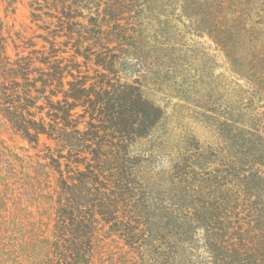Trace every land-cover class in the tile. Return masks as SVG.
Returning <instances> with one entry per match:
<instances>
[{"label": "rangeland", "instance_id": "obj_1", "mask_svg": "<svg viewBox=\"0 0 264 264\" xmlns=\"http://www.w3.org/2000/svg\"><path fill=\"white\" fill-rule=\"evenodd\" d=\"M230 18L220 0H0V264H56L57 248L48 247L61 232L62 249L83 248L87 264L249 263L248 247L263 242L251 228L219 223L215 178L234 168L247 176L236 183L262 228L264 57ZM121 85L162 111L148 134L125 144L129 179L61 188L51 165L63 153L64 175H72L71 139L103 136L81 144L88 160L95 149H121L114 130L101 127L95 95ZM76 87L96 104L73 110L63 131L70 145L45 134L29 142L15 127L40 117L53 123L56 101ZM11 89L10 111L1 91ZM240 211L246 227L251 211ZM81 222L90 227L87 245L76 234ZM65 260L83 264L73 253Z\"/></svg>", "mask_w": 264, "mask_h": 264}, {"label": "trees", "instance_id": "obj_2", "mask_svg": "<svg viewBox=\"0 0 264 264\" xmlns=\"http://www.w3.org/2000/svg\"><path fill=\"white\" fill-rule=\"evenodd\" d=\"M220 2L225 4L230 10L231 25L235 29L237 35L242 36L243 41L249 38L250 35L252 39L257 38L258 43H260L258 46L262 48L261 56L264 57V0H220ZM3 88H5V90H10L8 87ZM10 92L11 93H7L6 91L2 90L1 93H3L4 97L1 99L3 101L2 106H6L7 110L11 111L14 103L16 102L14 101V97L18 95L16 93L18 91L14 92V89H11ZM90 94L91 93L88 92L86 87H76L71 89V91L63 92V98L56 101V106L55 103L52 104L51 102V106H55L54 108L56 109L55 113H50V115L53 116V123L46 122L43 117H40V120L29 119L24 120L22 123L18 121H13V123L18 130L23 131L25 138L29 142L38 143L40 135L45 134L49 138L59 142L60 145L64 147L63 144H68L70 139L69 137L66 138L67 135H65L63 131L65 132V129L69 127L71 118L77 114L73 113V110L78 106L85 107L86 103L91 104L92 106L96 104L93 99H89ZM26 95L28 99L30 96L27 91ZM95 95L97 97V102L101 104V127L106 131L111 129L114 130L115 135L112 136L118 137L121 140L118 146L122 150L120 149L112 155L109 152L104 153L101 151V149H95L91 152L92 155L90 160H88V157H84L79 149L80 146H82L81 144H83L86 140H98V144H101L104 141L103 136L93 132L92 136L89 135L92 139L88 137V134L86 137H82L81 135L80 139H77L76 137L71 139V144H73V147L70 148L69 155L76 163V168L69 171L72 172V175L69 177L64 175L65 173L62 169V164L60 161V158L64 157L62 155L63 153H60L59 158L54 160L56 164L51 165L61 175L63 184L61 185V188L63 189L70 188L71 186H85L86 188L93 186L94 189H96V185H98L101 178L103 176L105 177L106 175H109L111 180L113 179L114 182L119 184L121 187V185L129 179V175H131V172H128L127 170L131 161L128 154L125 153L126 142L148 134L149 130L157 124L162 116L161 109L152 104L150 101L144 99L141 93L135 87H126L121 85L116 86L113 88V90L105 89L95 92ZM9 104H12L10 105L11 107L8 106ZM74 128H77V126ZM77 130L78 129H75V133L80 134L81 131ZM259 164L264 166V161L260 162ZM81 165H83L84 168L80 167ZM220 172L223 173H219L215 178V183L218 185L219 191L222 194L220 199H223L218 202V209L221 211V213H218V220L220 221L219 223L226 227V223L233 221L236 228L240 230V233L251 228V234H253V238L259 234L258 237H260V240H262L263 247L257 248L252 245L251 247H248L250 253L252 254V257H250L251 260L248 264H264V226L262 228H258L253 225L257 221L254 219L255 215L252 213L253 211H251V203L249 202L248 198L246 199L245 197L243 198L241 196L242 192L239 185L237 184V180H240V184H242V178L247 176H245V174H240L235 168L234 171L228 169L222 170ZM260 178L264 180V171L261 172ZM225 190L228 191L226 192L227 194L225 193ZM97 191L99 192V189ZM242 200H244V202L241 203L243 204L242 207H244V209L248 208L249 211H251L248 218L249 221H246V227H244L243 223L241 222L242 218L244 217L242 216V211H240L242 207L239 210V205ZM225 202H229L228 205L231 208H234V210H231V208H226L227 204ZM256 208H258V206ZM231 211H234L236 216L229 214ZM63 217L67 220L73 219L71 211H63ZM87 229L89 230L90 227L85 223L84 225H78V227L75 229L76 234L78 236H82V245L89 243L87 242ZM223 230H225V228H223ZM65 235V232H61V235L57 236V242H53V244H57L55 245L56 247H48L50 250H52V252H55V248H57L56 255L58 260L56 259V264H65V262L68 264V261L65 260V257L68 256L69 258H72V253L75 256L77 254V258H80L83 264H87L86 255H83V248L79 249L76 247L69 250V253L66 252L67 249H62L61 239H65V237H63ZM66 240L67 239H65V241ZM170 250L173 258L179 254L178 248L173 247ZM49 258H51V256ZM54 258H52V262H54Z\"/></svg>", "mask_w": 264, "mask_h": 264}]
</instances>
